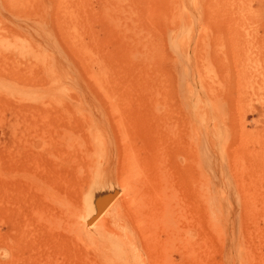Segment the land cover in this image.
I'll use <instances>...</instances> for the list:
<instances>
[{
	"label": "rangeland",
	"instance_id": "374dc122",
	"mask_svg": "<svg viewBox=\"0 0 264 264\" xmlns=\"http://www.w3.org/2000/svg\"><path fill=\"white\" fill-rule=\"evenodd\" d=\"M232 5L0 0V164L17 158L14 175L6 180L0 174V264H22L4 255L11 229L2 223L1 199L19 192L22 203L24 195L33 196L34 177L51 182L37 201L46 191L51 202L71 200L70 221L80 229L71 233L72 247L60 252L51 244V264H125L108 248L104 214L125 197L119 131L138 145L136 127L160 144L178 202L191 206L192 222L180 213L179 220L182 234L192 231L195 255L184 253L191 248L184 234L178 264H264V88L235 80L224 43L227 19L249 10ZM257 5L255 20L233 31L242 41L256 34L252 50L264 58V0ZM121 14H129L130 23ZM151 104L157 106L153 116ZM184 126L190 180L180 152ZM106 196L107 204L92 215ZM132 259L127 264L141 262ZM145 261L152 264L149 256Z\"/></svg>",
	"mask_w": 264,
	"mask_h": 264
},
{
	"label": "bare ground",
	"instance_id": "6f19581e",
	"mask_svg": "<svg viewBox=\"0 0 264 264\" xmlns=\"http://www.w3.org/2000/svg\"><path fill=\"white\" fill-rule=\"evenodd\" d=\"M225 1L229 2L230 0H224V3ZM259 1L233 0L232 9L241 11L245 8L249 12L248 14L241 12L243 16L239 13L236 17L231 11L233 15L231 13V19H227V28L225 29L230 37L224 39V43L229 49L228 59L236 77L235 80L239 79V83L243 80L250 81L253 86L250 87L247 84L246 86L251 89L264 88V58L256 48L254 51L252 50L254 44L251 41H256V34L245 35L242 41L240 36L236 37L233 28L241 22L255 20L254 9L256 11L258 9V5L255 7V3H259ZM223 5L225 11L230 9L228 4ZM121 15L126 23H130L129 14ZM156 109L157 106L151 104L147 112L153 116ZM155 117L147 116L148 119L146 118L145 121L152 120L154 122ZM183 122H186L184 116ZM139 130L136 127L134 129L136 134L133 135L139 137L141 144L143 136L142 145L126 142L124 132L121 129L119 131L122 141L119 142L121 155L117 166L121 170V186L124 188L125 197L121 202H115L104 214L109 217L110 221L106 227L107 245L111 252L115 251L113 252L115 255L121 253L122 257L126 259L123 260L125 264L133 261L132 257L141 261L139 264H146V256H149L152 264H178L177 245L181 243V239L185 238L184 234L187 237L183 243L191 247L187 248L184 253L190 258L195 255L192 231L188 230L182 234L179 220L180 213L185 220L192 222L191 206L186 202H178L179 187L175 181H171L172 164H169L168 169L163 164L165 152L160 144L155 143L152 136L151 139L145 135L140 136ZM188 136V129L184 126L180 152L185 169L183 174L187 179L191 176ZM196 149L200 152L202 146L198 145ZM201 157L203 160L205 159L203 154ZM100 159L98 155L94 158V160L101 161ZM16 160L17 158H13L8 163L0 164V174L6 180L9 179V175L15 174ZM89 167L94 170L101 169V165L95 166L92 162ZM16 181L18 182V178ZM33 181V196L24 195L22 203L20 202L22 196L19 192L10 196L5 194L1 199L2 207H4L2 223L11 229L10 236H8V230L6 231L4 255L9 256L16 263L51 264L48 257L51 244L56 243L60 252L64 247H72L74 242L71 233L78 232L80 229L76 222L70 221L73 214V209L71 210L70 206L71 200L68 203H63L59 198V200L51 202L49 199L51 194L46 191L42 195L44 198L37 201L36 195L40 190H46L47 186H51V182L44 181L40 177H34ZM108 201V196L98 199V207L92 215H97ZM49 202L53 206L51 210L47 208ZM85 222V226H88L90 218ZM26 224H29L27 231L24 227ZM24 253L30 254L31 257L25 256L24 258ZM180 254L181 259L183 253L180 252ZM117 257L120 256L117 255Z\"/></svg>",
	"mask_w": 264,
	"mask_h": 264
}]
</instances>
